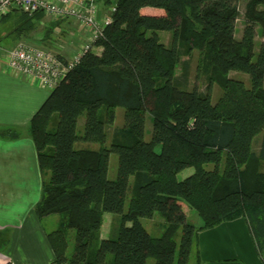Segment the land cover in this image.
I'll return each mask as SVG.
<instances>
[{"label":"trees","instance_id":"1","mask_svg":"<svg viewBox=\"0 0 264 264\" xmlns=\"http://www.w3.org/2000/svg\"><path fill=\"white\" fill-rule=\"evenodd\" d=\"M237 2L116 0L112 21L95 43L100 51L85 52L33 114L28 133L42 176L34 212L38 218L64 215L46 232L53 264H104L107 254L110 264H146L149 256L155 264H202L197 233L238 217L247 221L264 262V40L254 49L256 28L264 35V0H246L239 38ZM43 18L40 11L14 9L0 24H7L6 39L51 43L62 20L37 34ZM162 30L172 32L170 45L161 41ZM193 50L197 74L207 81L204 92L187 88L175 74L181 54ZM231 71L248 74L249 82ZM215 83L222 92L212 102ZM117 106L124 108V125L112 128L107 147ZM2 133L17 136L13 128ZM77 141L99 146L75 147ZM111 152L118 155L114 179L107 177ZM187 167L193 172L178 179ZM182 201L198 225L187 220ZM105 212L119 214V221L101 238ZM156 213L164 222L152 235L141 218ZM68 229L75 231L70 254Z\"/></svg>","mask_w":264,"mask_h":264},{"label":"crops","instance_id":"2","mask_svg":"<svg viewBox=\"0 0 264 264\" xmlns=\"http://www.w3.org/2000/svg\"><path fill=\"white\" fill-rule=\"evenodd\" d=\"M145 11L158 10L146 7ZM69 24H74V20L60 22L61 35L69 31ZM74 37L78 38L75 33ZM74 37L70 34L66 40L67 46L71 45L63 52L66 55L75 50ZM100 49L93 48L97 52ZM49 93L0 62V264H53L55 259L46 236L49 229L43 223L46 216L38 218L34 212L41 194L42 176L36 147L28 133L29 120ZM5 128L16 129L17 136L4 135ZM106 230L110 233L111 227ZM100 237L105 236L100 234ZM197 248L202 264H264L244 217L200 230Z\"/></svg>","mask_w":264,"mask_h":264},{"label":"built area","instance_id":"3","mask_svg":"<svg viewBox=\"0 0 264 264\" xmlns=\"http://www.w3.org/2000/svg\"><path fill=\"white\" fill-rule=\"evenodd\" d=\"M14 9L33 14L40 11L49 21L74 20L79 37L75 50L66 55L59 49L39 46L21 38L8 49L0 47L3 64L11 72L25 76L51 91L95 43L104 37L112 21L115 4L101 7L99 0H0V19ZM41 23H44L42 20ZM57 47L59 44H56Z\"/></svg>","mask_w":264,"mask_h":264},{"label":"rangeland","instance_id":"4","mask_svg":"<svg viewBox=\"0 0 264 264\" xmlns=\"http://www.w3.org/2000/svg\"><path fill=\"white\" fill-rule=\"evenodd\" d=\"M105 0H99V4L103 5L104 8H108L109 6L115 4L116 0H109L108 3L104 2ZM245 2L246 0H238L237 2V7H238V11L239 14L237 16L236 22H235V33L236 36H240L242 33V28H243V24H244V6H245ZM44 23H41L38 26L37 29V34L38 32H40L43 27H45V25L49 22V20L47 18H43ZM7 24H0V47L3 49H8L10 48L12 45H14V43L17 40H13V38L11 39H6L4 36L7 33V29H6ZM66 26V25H64ZM60 28H56L55 33H54V39L53 42L51 43H47L43 41H38V40H30L31 42L38 44L39 46L42 47H46V48H51L53 50H60L62 52L67 51L71 46L66 44V40L68 38V36L71 34L72 37H74V33L77 30V25L76 23L74 24H69L68 25V29L69 31L64 34L61 35V32L59 30ZM257 32L255 34V45H254V49L255 52L258 51L259 48V44L262 40H264V35L261 32V28L257 27L256 28ZM42 33V32H41ZM159 36L162 42H164L167 45H170L171 43V36H172V32L171 31H166V30H162L159 31ZM240 34V35H239ZM79 37H74L73 40V46H75L78 42ZM29 40V39H28ZM56 45L59 44L58 47L55 48V46L52 45ZM57 46V45H56ZM4 61V58L2 55H0V62ZM197 62H198V51L197 50H193V52L190 55H186V54H181L180 56V61L178 62L176 69H175V74L178 77V79H186V87L187 88H192L194 86H196L200 91L204 92L205 91V86L207 84L206 78L204 77L203 74H197V70H196V66H197ZM186 65V66H185ZM185 72V73H184ZM229 75L231 77L234 78H238V79H242L245 82H249V76L246 73L243 72H239V71H231L229 72ZM184 81V79L182 80V82ZM222 92V89L219 85H217L216 83L213 84L212 86V90H211V101L215 102L217 100V98L220 96ZM57 119V117L55 118V120ZM151 116L149 114L146 115L145 117V127H144V138L145 139H149L150 138V134H151ZM83 123H84V115H80L78 120H77V131L78 132H82L83 129ZM124 125V108L122 106H117L115 108V117H114V121L112 125H109L107 128V139L105 141V146H109L110 144V138H111V130L114 127H121ZM89 143V142H87ZM80 145H93L94 147H98L99 145L95 142H90V144H86V142L84 141H77L75 143V147H79ZM159 150V147H157V151ZM117 161H118V155L115 152H111L109 154V158H108V168H107V177L109 179H114L116 177V171H117ZM193 172V168L192 167H187L185 169H183L181 172L178 173L177 177L178 179H183L184 177L188 176L190 173ZM132 181H133V176L131 175L129 177V187L127 188L126 191V196H125V202H124V210H126L127 208V204H128V200L132 194L131 192V185H132ZM183 207H184V214L185 217L187 218V220L191 223H194L195 225H198L200 223V219L199 217L196 215V213L191 210L186 203H184L182 201ZM64 215L60 214V213H53L50 214V217L46 216L43 223L45 225L46 228H48L49 230H53L54 228H56V224L59 222V220L63 217ZM158 217H160V215L158 213L154 214L153 217L151 218H141V221L143 223V225L146 227V229L152 234V235H159L161 233V228L159 226V221L162 222V217H160L161 219H159ZM119 221V214L117 213H110V212H105L103 214V218H102V225H101V229L99 230L100 234L104 235L105 237L109 236V232H107L106 227H111V229L118 223ZM109 224H111L109 226ZM74 229H68L67 232V236H68V249L67 252L68 254H70L72 252L73 249V241H74ZM180 233L181 231H177L175 238L178 241L179 237H180ZM112 255L111 254H107L106 260L104 262V264H110ZM146 264H155V259L152 256H149L147 258Z\"/></svg>","mask_w":264,"mask_h":264}]
</instances>
